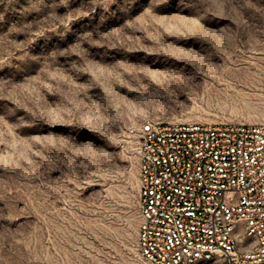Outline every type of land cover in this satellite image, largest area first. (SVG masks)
Masks as SVG:
<instances>
[{"label":"rangeland","instance_id":"374dc122","mask_svg":"<svg viewBox=\"0 0 264 264\" xmlns=\"http://www.w3.org/2000/svg\"><path fill=\"white\" fill-rule=\"evenodd\" d=\"M163 120L264 124V0H0V264H149Z\"/></svg>","mask_w":264,"mask_h":264},{"label":"built area","instance_id":"2783aa9c","mask_svg":"<svg viewBox=\"0 0 264 264\" xmlns=\"http://www.w3.org/2000/svg\"><path fill=\"white\" fill-rule=\"evenodd\" d=\"M137 153L149 264H264V124L146 121Z\"/></svg>","mask_w":264,"mask_h":264}]
</instances>
